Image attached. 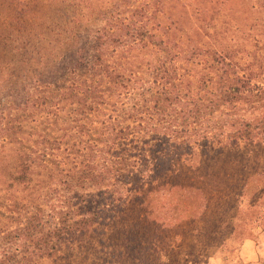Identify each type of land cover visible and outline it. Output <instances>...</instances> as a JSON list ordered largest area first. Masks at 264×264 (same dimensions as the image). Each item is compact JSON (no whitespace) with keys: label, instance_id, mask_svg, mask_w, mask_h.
Segmentation results:
<instances>
[{"label":"rangeland","instance_id":"obj_1","mask_svg":"<svg viewBox=\"0 0 264 264\" xmlns=\"http://www.w3.org/2000/svg\"><path fill=\"white\" fill-rule=\"evenodd\" d=\"M150 2L0 0V127L13 118L17 129L0 137V256L8 252L21 264H264V255L252 263L241 250L244 241L252 240L264 251V142L208 153L198 146L166 174L124 193L121 207L81 238L58 244L52 255L38 254L36 223L50 203L65 207L60 198L72 191L63 181L79 175L77 149L85 140L104 145L97 135L103 122L122 114L124 101L108 97L85 115L72 99L58 108L57 101H48L26 115L16 105L24 97V83L41 79L54 87L68 82L72 59L95 31L110 19L145 17L140 9L153 16L148 25L154 32L169 35L183 49H234L246 60L264 44V0H161L162 8ZM122 49L118 67L151 87L159 53L143 43ZM207 65L201 59L179 61V79L196 91ZM124 98L131 99L126 106L134 104L133 94ZM78 118L90 131L78 132ZM153 135L133 132L130 144L141 148L143 140L155 141ZM25 153L34 157L35 171L21 182ZM91 185L88 194L96 191Z\"/></svg>","mask_w":264,"mask_h":264},{"label":"trees","instance_id":"obj_2","mask_svg":"<svg viewBox=\"0 0 264 264\" xmlns=\"http://www.w3.org/2000/svg\"><path fill=\"white\" fill-rule=\"evenodd\" d=\"M151 3L157 8L163 6L161 0H151L148 5ZM140 10L145 17L110 19L97 29L88 46L72 59L68 82L48 87L37 79V83H24L21 87L24 97L16 105L26 115L49 102L57 101L55 108L62 107L65 99L77 102V110L84 115L111 100L108 97L124 101L120 105L122 114L103 122L102 132L97 135L104 145L85 140L77 149L82 155L77 163L79 175L63 181L72 191L66 199L60 198L65 207L50 203L45 217L42 212L33 235L40 245V255H52L58 244L81 238L98 219L121 207L124 193L138 191L146 181L166 174L171 164L192 156L198 146L208 153L212 148L223 150L224 146L264 142V44H258L246 60L244 53L234 49L205 50L198 45L183 49L169 35L164 38L154 32L148 25L153 16ZM142 43L152 45L159 53L149 88L140 81L136 83L137 78L125 73L116 62L117 51ZM199 59L208 65L198 77L199 88L194 91L186 87L184 79H179L178 62L194 63ZM132 88L136 91L129 92ZM128 93L133 94L131 106H126L131 99L124 98ZM81 120L76 123L78 132L90 131ZM12 121L10 118L5 127H0V137L15 131ZM133 132L140 137L154 133L156 139L152 143L143 140L145 145L141 148L133 147V138L129 137ZM33 160L31 153H25L19 181L26 182L35 171ZM88 181L96 188L92 194L86 192ZM0 264L21 263L7 252L0 256Z\"/></svg>","mask_w":264,"mask_h":264},{"label":"crops","instance_id":"obj_3","mask_svg":"<svg viewBox=\"0 0 264 264\" xmlns=\"http://www.w3.org/2000/svg\"><path fill=\"white\" fill-rule=\"evenodd\" d=\"M262 247L264 249V244L262 243ZM242 256L252 262H258L264 255V251H262L261 247L257 245L256 241L246 240L241 245Z\"/></svg>","mask_w":264,"mask_h":264}]
</instances>
